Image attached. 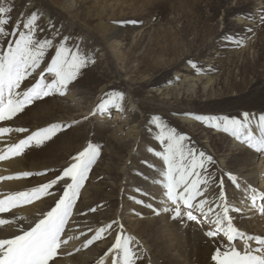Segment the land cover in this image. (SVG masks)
Masks as SVG:
<instances>
[{"label": "rangeland", "instance_id": "rangeland-1", "mask_svg": "<svg viewBox=\"0 0 264 264\" xmlns=\"http://www.w3.org/2000/svg\"><path fill=\"white\" fill-rule=\"evenodd\" d=\"M6 4L11 8L8 30L35 11L39 29H43L38 36L50 37L54 44L68 36L69 43L78 44L94 60L64 95L54 93L34 100L5 125L28 130L12 131L18 141L52 123L69 125L37 147L50 155L32 157L34 164L26 171L48 170L28 177L34 186L59 175L88 143L100 149L69 223L84 228L85 236L112 221L118 223L98 240V250L87 263H82L84 255L78 254L64 260L58 249L55 264H97L114 242L119 225L145 249L137 264H214L212 252L222 242L227 243L222 235L205 236L207 227L198 233L196 241L195 222L182 223L170 213L157 215L147 207L148 203L162 207V188L154 181L163 166L162 159L154 154L161 146L149 120L160 116L185 134L188 143L210 155L215 163L209 165V171L215 172L216 180L226 172L254 174L262 154L250 148L238 153L234 137L194 117L264 113V0H6ZM225 36L233 40L223 39ZM0 47H6L4 39H0ZM53 54L54 49H50L40 67L22 82V88L40 78ZM190 61L201 71H196ZM198 76L205 78L192 92L188 84ZM52 78L45 76L47 81ZM176 85H181L180 90L176 91ZM108 91L122 92V109L127 107L131 112L125 116L123 110L110 109L106 114L91 115ZM68 94L76 95L79 107ZM33 112L41 113L40 120L30 117ZM224 187L232 205L242 207L239 202L243 197L227 176ZM62 190V183L53 186L49 190L53 194L43 198L39 212L48 211ZM217 192L213 185L207 194L211 197ZM137 199L145 203L138 204ZM251 214L256 213H231L234 225L246 233L264 236V214H256L257 219ZM103 240L106 243H100ZM233 243L242 247L241 242ZM91 246L87 251H92Z\"/></svg>", "mask_w": 264, "mask_h": 264}, {"label": "snow or ice", "instance_id": "snow-or-ice-1", "mask_svg": "<svg viewBox=\"0 0 264 264\" xmlns=\"http://www.w3.org/2000/svg\"><path fill=\"white\" fill-rule=\"evenodd\" d=\"M10 11L6 0H0V39L6 41V47H0V122L11 120L34 100L54 93L64 95L70 83L78 78L88 64L94 62L90 53L82 52L78 44L69 43L71 38L68 36H64L55 44L50 37L38 36V31L42 32L43 29H39L37 24L39 16L35 11L23 21L18 19L12 29L8 30L6 26L10 23ZM56 35L59 36L60 33L57 32ZM223 39L231 41L233 37L225 36ZM50 49H54V54L47 67L40 73V78L30 87L22 88V82L40 67ZM190 63L196 71H201L195 63L191 61ZM46 74L53 78L47 81ZM122 99L123 93L120 91L106 92L91 115L106 114L110 109L123 110L120 103ZM194 118L229 134L256 153L264 154V113L244 111L239 116L195 115ZM149 123L154 126L155 140L161 146L154 154L162 159L163 166L158 172L159 179L154 182L162 188V203L165 206L154 208L153 204L148 203L147 207L153 209L157 215L161 212L170 213L172 219H180L182 223L186 220L196 224H207L209 227L204 235L209 238L222 235L227 243L222 242L212 252L210 260L214 264H264V236L240 230L234 225V216L231 215L233 212L242 213L245 209L250 213L264 214V191L258 190L252 183L244 181L238 175L226 172L224 176H227L234 189L243 197L239 202L242 207H234L225 192L224 176L216 180L215 172L209 171V165L215 163L210 155L188 143L189 138L185 134L170 127L160 116L153 115ZM68 126L52 123L32 131L18 142L0 146V161L18 157L30 147L41 146ZM12 131L25 133L28 130L0 127V141L2 134ZM149 151L153 149L150 148ZM99 152L98 146L88 143L70 158L72 162L55 178L22 191L0 193L2 216L18 206L28 205L42 197L52 195L49 190L58 183L63 185L62 194L54 205L48 211L37 214L34 219L29 220L18 214L0 218V230L5 225L14 228L9 235H4L0 231V264H50V262L55 264V258L60 255L58 249H62L67 240L72 238H62V234L65 233L79 191ZM47 171L18 172L14 175L0 176V181L42 175ZM213 185L218 188V192L210 197L207 193ZM135 202L145 203L142 199ZM117 223L118 221H112L96 229L95 233L84 241L83 247L87 248L94 241L101 239L103 234ZM234 241L241 242L242 247L238 248ZM144 255L145 249L141 242L128 234L123 225H119L114 242L99 258L97 264H104L109 256L111 264H137Z\"/></svg>", "mask_w": 264, "mask_h": 264}, {"label": "bare ground", "instance_id": "bare-ground-1", "mask_svg": "<svg viewBox=\"0 0 264 264\" xmlns=\"http://www.w3.org/2000/svg\"><path fill=\"white\" fill-rule=\"evenodd\" d=\"M203 78H205V77L198 76L197 78L194 77L191 80V82L189 81L190 82L188 84L189 90H191L192 92H195L196 88L198 87V83H200V81H202ZM207 78H208L207 81H209L211 79V76L209 75ZM181 85H182V83H181ZM181 85L175 86L176 91L180 90ZM204 89H206V87H204ZM68 97L72 101L76 100V95L68 94ZM76 103H77L76 104L77 106L80 104L79 101H77V100H76ZM121 107H122V105H121ZM131 107H133V106L131 105ZM118 110L119 109H115V111H118ZM123 112H125L124 115L126 116V114L130 113L131 111L129 108L123 107ZM30 117H33V118L40 120L41 113L40 112H33ZM6 124H7V121L0 122V127H5ZM128 136H130V134ZM15 142H18V140L13 138L12 132L7 133V134H2V141H0V146H3L5 144L10 145L11 143H15ZM234 142H235V145L238 146V150H239L238 153H240L244 149L248 148L246 145L238 142L235 138H234ZM30 148H32V147H30ZM30 148H28L22 155H20L18 157H12V158H9L7 160L0 161V176H9V175H14L15 173H18V172L31 170V168L34 164V160L32 159V157L42 156V155H50V153L45 151L44 149H38L37 147H35L33 149H30ZM39 160H44V159L39 158ZM236 175H238L239 177H242V175H245L244 177H242L244 181H246L248 183H252L255 187H257L258 190L264 191V154H262V156H261V162L256 163L255 168H254V174H252L250 176V174L237 173ZM31 187H34V185L29 181L28 177H26V178H23V177L22 178H14L11 180L0 181V193L9 192V191H22V190H25V189H28ZM240 195H241V193H240ZM43 198L44 197H42L40 200L34 201L28 205L18 206L17 208L10 210V213L2 214V216H0V218H9L11 215L18 214V215H22V216L28 218L29 220L34 219L37 216V214H42V212L40 213L39 211H40V209H42V205H43V201H44ZM161 202H163L162 195H161ZM161 206H165V205L162 203ZM245 212L249 213V211L247 209H245ZM251 215H253L254 218L256 217L255 219H257L259 216L256 214H251ZM262 221H263V219H262ZM195 227H196V230L194 229V231H196L197 236H195L194 239L197 241V240H199V239H197V238H199L198 233H201L203 230H206L207 227H209V226L207 224H196L195 223ZM0 231H2L4 235H9L14 231V228L11 225H5L3 227V229ZM81 232L86 233V231H84V228H82L81 226H79L77 224H72V222H70L67 225V228L65 229V233L62 234V238H66V237H72V238L68 239L67 243L63 246L62 249H60V251L65 255V256H63L64 260L69 259V255L73 256L74 254H78V255H84L82 263H87L88 259H91L92 257L95 256V253L97 252L98 246H99V245L97 246L99 239L94 241L93 244H91L92 246L89 245V246H91V247H89L90 250H92L91 252L87 251L88 247L87 248L83 247L84 241L87 238H90L95 233V230L87 236L80 235ZM103 236H104V234H103ZM100 243L104 244V243H106V241L103 240ZM109 257H110L109 259H107V258L105 259L106 260V261H104L105 264L111 263V256H109ZM57 262H59V260Z\"/></svg>", "mask_w": 264, "mask_h": 264}]
</instances>
